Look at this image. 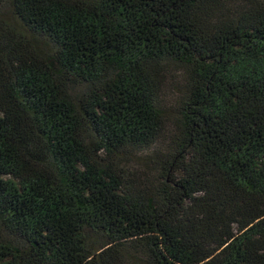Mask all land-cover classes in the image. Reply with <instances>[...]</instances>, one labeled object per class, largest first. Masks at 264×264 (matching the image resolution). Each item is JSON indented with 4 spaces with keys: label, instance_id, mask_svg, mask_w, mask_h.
Listing matches in <instances>:
<instances>
[{
    "label": "trees",
    "instance_id": "trees-1",
    "mask_svg": "<svg viewBox=\"0 0 264 264\" xmlns=\"http://www.w3.org/2000/svg\"><path fill=\"white\" fill-rule=\"evenodd\" d=\"M0 264H264V0H0Z\"/></svg>",
    "mask_w": 264,
    "mask_h": 264
},
{
    "label": "rangeland",
    "instance_id": "rangeland-1",
    "mask_svg": "<svg viewBox=\"0 0 264 264\" xmlns=\"http://www.w3.org/2000/svg\"><path fill=\"white\" fill-rule=\"evenodd\" d=\"M181 78V73L179 71L173 70L170 74L166 75L165 81L163 83V103L166 106L167 111V127L158 141V147H163L169 141L173 125L172 118L174 115L173 105L176 102V83Z\"/></svg>",
    "mask_w": 264,
    "mask_h": 264
}]
</instances>
